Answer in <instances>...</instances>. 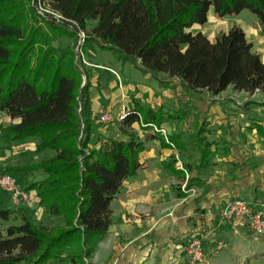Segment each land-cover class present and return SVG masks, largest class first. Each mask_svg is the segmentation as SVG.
Listing matches in <instances>:
<instances>
[{
	"label": "trees",
	"instance_id": "1",
	"mask_svg": "<svg viewBox=\"0 0 264 264\" xmlns=\"http://www.w3.org/2000/svg\"><path fill=\"white\" fill-rule=\"evenodd\" d=\"M42 1L85 31L84 45L113 50L161 82L176 79L187 90L212 95L228 86L264 90V63L241 27L212 40L190 30L207 21L210 9L217 17L247 9L264 23V0ZM29 3L0 0V112L10 119L0 123V137L32 140L34 149L24 154L35 160L0 166V175H12L57 222H36L21 206L0 207L1 221L19 219L0 229V264H87L110 225V201L140 167L145 144L133 124L139 118L160 123L163 111L133 107L116 120V132L102 133L90 111L89 74L76 58L75 33L46 20L41 27ZM62 34L73 38L70 45L54 44ZM196 135L200 173L210 163L212 142L202 127ZM174 162L168 166L183 178ZM199 178L191 176L188 187Z\"/></svg>",
	"mask_w": 264,
	"mask_h": 264
},
{
	"label": "crops",
	"instance_id": "2",
	"mask_svg": "<svg viewBox=\"0 0 264 264\" xmlns=\"http://www.w3.org/2000/svg\"><path fill=\"white\" fill-rule=\"evenodd\" d=\"M242 11L217 17L210 9L207 21L192 25L190 30L200 31L212 40L217 33L238 25L264 63V23H259L255 15L242 16ZM100 77L90 72L92 117L114 105L110 101L116 96L115 102L122 101L121 88L109 76L106 85L99 89ZM166 82L178 83L177 95L175 91L162 89L155 98H147L149 106L163 111V121L157 124L168 130L181 159L189 165L190 177L198 174L199 181L191 186L193 193L181 191V177L168 166L174 148L160 134L154 135L147 127L139 131L138 123H134V130L139 131L145 144L139 154L140 167L123 181L110 201V225L90 257V264H189L185 247L192 236L202 240L205 264L207 257L217 251L218 240L226 243L227 238L237 237L241 242L243 234L250 233L240 219L228 220L220 215L228 199L239 197L253 207L264 204V90L247 93L228 86L217 95L206 90H189L191 97L187 99L198 115L195 120L193 116L180 117L173 113L177 111L166 110L165 104L172 106L174 103L169 100L174 96L178 100L179 89L184 88L176 79ZM111 92L112 99L108 100ZM125 101L130 108L138 106L134 96H126ZM199 126L205 140L212 142V152L210 163L197 173L199 152L192 135ZM172 136H177V141ZM174 168L177 170L175 165ZM0 193L5 195L0 196V207L21 206L30 213H34L33 208L41 209L34 195L29 203H14L6 192L0 189ZM256 262L251 264H261Z\"/></svg>",
	"mask_w": 264,
	"mask_h": 264
},
{
	"label": "rangeland",
	"instance_id": "3",
	"mask_svg": "<svg viewBox=\"0 0 264 264\" xmlns=\"http://www.w3.org/2000/svg\"><path fill=\"white\" fill-rule=\"evenodd\" d=\"M29 4L36 13L38 24L41 27H45L44 20H46L52 22L53 24L63 29H67L68 31H71L66 25L58 24L49 18H45L37 14V12L34 9L32 0H30ZM242 12H243L242 16L244 17L247 16L249 18H252L254 16V14L247 9L243 10ZM72 31L74 32V30ZM72 41L73 38L71 36H69L68 34H62L54 42V44L70 45ZM73 43H74L73 44L74 47L76 44V37H75V42ZM82 51H83L82 59L85 60L87 63H89L87 65L85 64V69L87 74L90 75V72L94 71L97 74H100L101 76L98 79L100 84L99 89H101L102 85H106V78L109 76L112 80H114L116 87L118 85V87L121 88L122 91L121 94L119 95V97H121L122 100L121 102H115V99L117 100V96L113 100L111 97L113 92H111L109 93L108 100L109 98H111L112 101H110V103L113 104L114 102V105L109 106L107 105L108 102H106L105 104L106 106H109V109H104V111H97L93 115L94 122H96L98 119L96 113L101 114L102 112H108L113 117V121L109 123L97 124L98 128L102 133L110 134L116 132V127H117L116 120H118L122 108H124L125 110L131 109L130 107L126 106L128 105L126 104L128 100L125 101L126 96L127 97L129 95L134 96V100L138 102L137 107L139 108V106L150 107L149 106L150 102L148 101L147 98L150 99L155 98L156 95L161 94L162 89L171 92L175 91V93L177 92L176 90L179 87L178 83L166 82V81L161 82L159 79H156L155 77H151L147 73L141 71L138 67L134 66L133 63H130L129 61H122L117 52L110 50L108 48L101 47L97 43H94L92 41L86 42V44L82 48ZM188 91L189 90L184 88H182L181 90L179 89L180 96L178 100L176 96H174L173 99H170L169 101L173 102L174 104L170 106V104L166 103L165 104L166 110H168L169 112L177 111L173 113L179 115L180 117L181 116L185 117L186 115L191 117L193 116L195 117L196 120L198 118V115L195 114V106L191 105V100L187 99L191 97L190 94H188ZM177 101L178 104L176 105ZM141 113H143L142 109H141ZM9 122H10L9 117L6 116L4 113H0V123L6 124ZM142 127L143 126H141L139 123H138V127L136 126V128H138L139 131L142 130ZM138 130L135 131L138 133L139 132ZM196 136H197L196 133L192 135L193 140L197 138ZM173 145L175 150V152L173 153V159L175 160L174 165L176 167L175 153L178 155L180 159L181 157L174 143ZM33 147H34V142L32 140L24 141V142H18V141L14 142V141H9L6 138H0V166L6 164L17 165L21 163L32 162L33 160H35V156H30L27 153L26 154L24 153L26 151L33 149ZM181 161L185 166L183 159H181ZM185 169L189 172L187 167H185ZM0 196H3L5 198V195H0ZM33 209H34L33 211L34 213H32L33 214L32 216L34 217V220L36 222H40L45 225H53L57 222L56 218L48 217L44 215L42 213V210L39 209L38 207ZM18 222H19L18 218L11 219L9 222H3L0 220V229L5 228L7 225L11 223H18ZM257 260L261 262V264H264V233L258 236L253 235L252 233H244L243 240L241 242L237 241V237L227 238L226 247L217 249L215 253L210 254V256L207 257L205 264H251L252 261L256 262ZM86 263L90 264V260H87Z\"/></svg>",
	"mask_w": 264,
	"mask_h": 264
},
{
	"label": "built area",
	"instance_id": "4",
	"mask_svg": "<svg viewBox=\"0 0 264 264\" xmlns=\"http://www.w3.org/2000/svg\"><path fill=\"white\" fill-rule=\"evenodd\" d=\"M33 6L37 14L49 18L58 24L66 25L70 30H74L76 37V44L74 50L76 52V57L81 60L85 65L89 64L82 59L84 46L86 40V33L81 29L76 23L67 21L61 14L50 9L46 6L42 0H32ZM129 110L122 108L121 114L118 119H122L128 114ZM97 121L101 124H106L113 121V117L108 112H102L98 117ZM139 124L143 127L149 128L150 132L158 133L162 136L163 140L172 148H174L173 142L169 138L168 130L161 124L155 122L143 123L141 118H139ZM176 167L180 169L184 174L180 182V190L183 192H194V187H188V181L190 178L189 172L185 169L181 159L175 153ZM0 189L6 192L12 202L17 203L19 201L31 202L33 200V195L28 191L24 190L19 183L15 180L12 175L2 174L0 175ZM220 215L224 219H240L245 226L248 228L249 232L253 235H262L264 233V204L258 207H253L246 200L233 197L228 199L223 208L221 209ZM216 247L218 249L226 247V243L223 240H218L216 242ZM186 254L189 264H203L204 261V251L202 240L198 236H192L186 243Z\"/></svg>",
	"mask_w": 264,
	"mask_h": 264
},
{
	"label": "water",
	"instance_id": "5",
	"mask_svg": "<svg viewBox=\"0 0 264 264\" xmlns=\"http://www.w3.org/2000/svg\"><path fill=\"white\" fill-rule=\"evenodd\" d=\"M85 80H86V77L83 75L82 76V84L85 82Z\"/></svg>",
	"mask_w": 264,
	"mask_h": 264
}]
</instances>
